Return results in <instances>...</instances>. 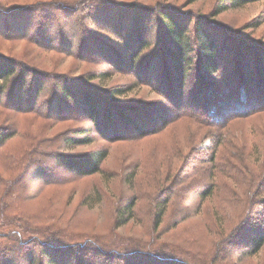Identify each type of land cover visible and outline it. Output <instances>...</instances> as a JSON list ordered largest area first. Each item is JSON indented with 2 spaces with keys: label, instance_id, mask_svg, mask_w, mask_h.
Segmentation results:
<instances>
[{
  "label": "trees",
  "instance_id": "trees-1",
  "mask_svg": "<svg viewBox=\"0 0 264 264\" xmlns=\"http://www.w3.org/2000/svg\"><path fill=\"white\" fill-rule=\"evenodd\" d=\"M248 1L220 0L214 14ZM175 11L166 0H0V40L23 44L14 57L0 52V112L39 120L35 137L17 126L0 132V151L15 134L27 138L11 164L0 160V264H264V130L249 124L264 113V62L252 56L255 72L241 35L222 25L235 44H218L207 19ZM127 73V84L98 86ZM140 87L157 101L134 104L129 94ZM73 121L83 124L56 131ZM245 130L255 137L249 147ZM162 133L163 162L142 157L111 174L108 147L74 151ZM200 138L209 147L198 148ZM91 177L100 183L81 191L78 207L109 212L103 234L79 229L78 208L69 212L77 191L45 208ZM188 221L199 224L195 233L185 232Z\"/></svg>",
  "mask_w": 264,
  "mask_h": 264
},
{
  "label": "rangeland",
  "instance_id": "rangeland-1",
  "mask_svg": "<svg viewBox=\"0 0 264 264\" xmlns=\"http://www.w3.org/2000/svg\"><path fill=\"white\" fill-rule=\"evenodd\" d=\"M41 3L47 2L49 0H1V2L4 5H25V4H33L35 3ZM62 1V0H57ZM124 1H130V0H124ZM163 2V0H144V3L146 4H153L155 2ZM167 2H170L174 8H177V11H175V17L178 19L191 21V18L189 17V14H192L195 19L198 18H204L207 19L205 22H202L203 25H205L210 31V35L212 38L217 40L218 44H227L226 46H229L231 44H235L233 39L228 37V34H225V30H223L221 27L226 26L227 29H232L233 31L237 32V34L241 35V37L244 38L246 49L249 51L247 54H245L246 58L251 60L250 66H253V70L256 72L260 69V65H257L256 61H253L251 58L252 56H255V59L259 58L261 61L264 62V0H251L245 3L242 7L238 8H230L227 9L224 12L218 13L217 15L214 14L215 9L219 7V1L220 0H197L195 2H190L189 0H166ZM94 6V5H92ZM45 9V8H44ZM180 20H177L176 22L178 25H183V22ZM146 25V23H145ZM144 25V27H145ZM143 27V28H144ZM212 29V30H211ZM54 36L50 35V38H53ZM57 44V42H55ZM81 43L86 44L87 40H83ZM244 45V44H243ZM19 46H23L22 43H11L9 41L0 40V52L3 54H8L10 57H14V55L19 54L22 52V50H18ZM78 46V43L74 45V49H76ZM10 47L12 50L10 51ZM91 53V52H90ZM67 62H72L70 58L66 59ZM229 67L233 66L231 63H227ZM84 69L87 70H97L101 69L100 66L95 65H83ZM83 70V69H82ZM237 71V69H236ZM197 69H195L194 73L192 72L191 75H188L192 81H190L189 85L187 86V89L184 90L183 94L186 95L189 90H193L195 87L196 78L195 75L197 73ZM220 75L222 73H219ZM233 74V73H231ZM127 76H129V73H127L123 79L118 76H114L109 79V82H99L98 86L103 88L108 87H116V85H119L121 83H126L125 80L127 79ZM192 76V77H191ZM221 77V76H219ZM237 75L235 74L233 78L235 79ZM239 78V77H238ZM237 78V79H238ZM224 79H229L228 75L224 76ZM132 79H129L131 82ZM221 82V81H220ZM95 83H97L95 81ZM127 84V83H126ZM218 87V86H217ZM133 92L129 94L130 100L132 99L134 104H144V103H150L157 101V97L153 92H150L145 87L135 88L132 89ZM142 102V103H141ZM49 106H45L44 110H49ZM171 108V107H170ZM251 125L260 124L263 127L264 130V113H261L259 115H256L253 118H250ZM39 120L34 119L31 115L30 116H19L15 113L6 110L0 112V132H9L11 130L12 126H17L19 128H25L29 134L30 137H35L34 133L37 132L38 126H39ZM80 121H73V122H63L60 125L56 126V131H63L64 129L68 128L69 126H79L82 125ZM241 125H238L239 128ZM196 129V127H192V130ZM8 130V131H7ZM248 130V129H247ZM173 133H179L181 136L182 128L178 126L177 129L172 131ZM249 132L250 129H249ZM169 133V132H168ZM167 134H159L152 138H146L141 140H134L133 142H116L112 145H109L108 143L101 141L97 139L96 143L91 146L86 147H79L76 148L74 151L76 153L78 152H84L88 151L93 146H104L109 148V156L107 158V161H105V164L103 165V169L106 170L107 174H111V171H119L123 166L133 163V162H141L143 161L142 157H145L144 159L154 160L151 161V164H153L156 161H162L163 162V143L169 142L170 135ZM247 134V131H244L243 139L246 140V145L249 147L252 145V141L254 137V134L251 133ZM182 137H185L184 134ZM199 136H196V138ZM181 139V137L179 138ZM249 139L252 141L250 142ZM264 140V139H263ZM261 140V143H264V141ZM27 138H22L20 135L15 134L9 139L4 142V144L1 147V151H4V156L0 157V160H3L5 164H11L10 163V155L13 153H16L19 148H23L26 146ZM130 142V143H129ZM200 143V144H199ZM199 145L198 148L209 147V142L207 140H203V138L199 139ZM261 149V148H260ZM1 155V154H0ZM204 157L206 158V152H203ZM36 151L33 152V154L28 158L26 161L31 163L32 158L37 157ZM25 161V162H26ZM42 163L46 162V160H42ZM251 163V160L249 161V164ZM150 166V168H149ZM158 166V165H157ZM153 165H148V168L151 170ZM160 167H163V163ZM139 179V175L137 176L136 180ZM95 181L96 183H100L98 177H91V178H83L79 179L77 183H75L74 186H66L64 187V197L62 200H58V202H52L50 204H47L45 206L47 211H55L58 209L60 205H64L67 200V194L68 192H76L74 194V197L72 201L70 202L69 212L76 210L75 220L80 223L79 229L82 230H90L93 232L101 233L103 234L106 228L110 224V218L107 215L109 212L101 211L98 207H92L88 208L87 206H80L78 207V204L82 202V192L84 190H89L91 182ZM115 185H118V181L112 182ZM72 189H75L74 191ZM71 194V193H69ZM57 197L56 194H53ZM113 197V195H112ZM163 226V223L161 224V227ZM198 230L199 224L196 221H188L184 224L185 232L186 233H195V227ZM134 229H137V226L134 225ZM177 228L176 230H178ZM125 230V229H124ZM188 231V232H187ZM264 259V254L260 256V260ZM257 261V260H256Z\"/></svg>",
  "mask_w": 264,
  "mask_h": 264
}]
</instances>
